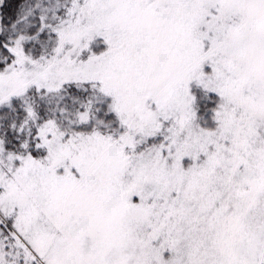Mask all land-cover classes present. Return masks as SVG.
<instances>
[{"label": "snow or ice", "instance_id": "snow-or-ice-1", "mask_svg": "<svg viewBox=\"0 0 264 264\" xmlns=\"http://www.w3.org/2000/svg\"><path fill=\"white\" fill-rule=\"evenodd\" d=\"M0 264H264V0H0Z\"/></svg>", "mask_w": 264, "mask_h": 264}]
</instances>
